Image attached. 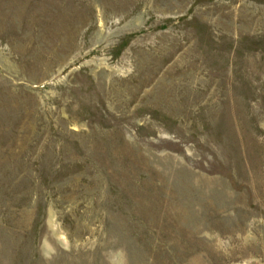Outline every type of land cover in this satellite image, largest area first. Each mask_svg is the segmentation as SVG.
I'll use <instances>...</instances> for the list:
<instances>
[{
	"label": "rangeland",
	"instance_id": "374dc122",
	"mask_svg": "<svg viewBox=\"0 0 264 264\" xmlns=\"http://www.w3.org/2000/svg\"><path fill=\"white\" fill-rule=\"evenodd\" d=\"M0 264H264V0H0Z\"/></svg>",
	"mask_w": 264,
	"mask_h": 264
}]
</instances>
